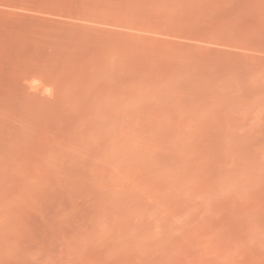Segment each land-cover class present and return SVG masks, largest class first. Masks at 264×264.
<instances>
[{
    "label": "rangeland",
    "instance_id": "374dc122",
    "mask_svg": "<svg viewBox=\"0 0 264 264\" xmlns=\"http://www.w3.org/2000/svg\"><path fill=\"white\" fill-rule=\"evenodd\" d=\"M0 264H264V0H0Z\"/></svg>",
    "mask_w": 264,
    "mask_h": 264
}]
</instances>
